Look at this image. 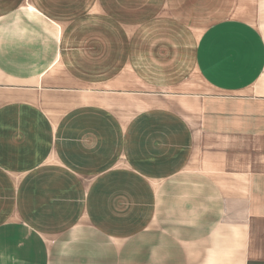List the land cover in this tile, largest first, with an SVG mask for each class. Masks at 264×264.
<instances>
[{"label":"crops","instance_id":"1","mask_svg":"<svg viewBox=\"0 0 264 264\" xmlns=\"http://www.w3.org/2000/svg\"><path fill=\"white\" fill-rule=\"evenodd\" d=\"M218 1L0 0V264H264V0Z\"/></svg>","mask_w":264,"mask_h":264},{"label":"rangeland","instance_id":"2","mask_svg":"<svg viewBox=\"0 0 264 264\" xmlns=\"http://www.w3.org/2000/svg\"><path fill=\"white\" fill-rule=\"evenodd\" d=\"M226 2H227V0H225ZM236 0H233V2H235ZM258 1H260V0H258ZM219 3L220 2H222V0H219L218 1ZM205 4H206V0H205ZM200 8V19H199V21L200 22H204L205 23V20L203 19V16L201 15V13L203 12L202 11V8L201 7H199ZM239 15H241V16H246L247 18H249L250 19V14L252 15V14H254V13H258V15H257V17H256V20H255V22H256V25H258L259 26V28H261L262 29V31H263V33H264V16H263V14H264V12L263 11H254V10H238V11H236ZM234 13H235V11H234ZM260 13H262V16L263 17H261V18H259V14ZM258 18V19H257ZM252 20H254V18L252 17L251 18ZM200 22H198V23H200ZM200 25H202V23L200 24ZM194 31V33H197V34H199V32H200V29L198 28V29H194L193 30ZM196 34V35H197Z\"/></svg>","mask_w":264,"mask_h":264}]
</instances>
